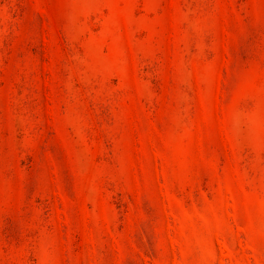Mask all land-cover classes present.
Instances as JSON below:
<instances>
[{"label":"rangeland","instance_id":"obj_1","mask_svg":"<svg viewBox=\"0 0 264 264\" xmlns=\"http://www.w3.org/2000/svg\"><path fill=\"white\" fill-rule=\"evenodd\" d=\"M0 264H264V0H0Z\"/></svg>","mask_w":264,"mask_h":264}]
</instances>
